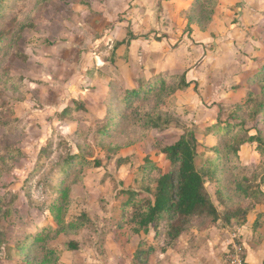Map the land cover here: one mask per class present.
I'll return each instance as SVG.
<instances>
[{
	"label": "rangeland",
	"instance_id": "374dc122",
	"mask_svg": "<svg viewBox=\"0 0 264 264\" xmlns=\"http://www.w3.org/2000/svg\"><path fill=\"white\" fill-rule=\"evenodd\" d=\"M133 2L136 0L3 3L9 8L0 14V35L5 39L0 48V264L53 263L43 252L33 251L36 244L25 252H20L18 245L55 224L51 202L61 193L51 188L67 175L51 174L52 166L61 154L77 155L80 150L93 166L81 169L69 178L68 184H62L71 204L62 225L66 231L54 243L62 253L59 263L129 264L132 260V264H150L161 253L175 249L178 241L169 246L164 237L166 230L161 233L160 227L136 232L130 220L136 206L126 210L125 204L132 193L150 196L143 188L154 189V180L160 175L156 170H170V162L160 154L159 147L175 144L186 131H194L202 144L199 167L211 172L217 169L215 178L210 171L206 174V188L221 215L214 226L210 220L192 219L181 237L192 241V232L207 233L216 228L235 234L233 239L241 243L237 228L245 226L255 214L257 223L249 226L247 241H264V204L253 205V210L249 204L255 202L254 198L236 195V189H231V182L237 180L249 193L262 192L264 158L250 146L240 152L239 162L213 152L219 140L214 126L217 122L237 121L234 113L247 90L254 86L244 77V68L250 64L242 58H219L216 42L211 46V57L193 58L188 70L183 71L188 82L191 80L188 90L170 98H155L149 105L154 108L160 104L157 112L163 128L146 132L124 120L102 143L95 140L96 130L111 111L105 103L111 90L120 92L128 86L124 80L130 83L134 75L146 80L177 72L169 67L161 70V43L168 44L165 49L172 52L186 43L194 27L206 29L199 23V11L190 23L188 13L174 15L185 7L180 3H166L161 11L156 9L154 14L140 19L145 16L142 11V16L129 12L147 9V4ZM137 18L134 28L132 22ZM130 33L149 41L141 40L138 63L134 65L129 63L130 45L116 47ZM148 45H152L154 58H158L153 62L149 61L153 53L145 50ZM113 82L118 87L112 88ZM67 107L73 111L63 116ZM109 113L120 115L122 110ZM10 150L18 154L13 156ZM214 160L215 165L209 164ZM96 162L100 165L96 166ZM150 165L157 169L148 173ZM47 182L52 186L46 187ZM235 206L250 210L244 220L237 210L232 220L228 218L226 208ZM68 240L78 248L68 250L63 246ZM139 252H145L141 263L137 260Z\"/></svg>",
	"mask_w": 264,
	"mask_h": 264
},
{
	"label": "trees",
	"instance_id": "16d2710c",
	"mask_svg": "<svg viewBox=\"0 0 264 264\" xmlns=\"http://www.w3.org/2000/svg\"><path fill=\"white\" fill-rule=\"evenodd\" d=\"M5 1L7 0H0L1 15H3L5 8H9V6L3 5ZM218 3L219 0H193L188 12L189 23L191 22V18L196 17L194 14H197L199 11L198 16L201 15L202 17L201 19L198 18L199 23L203 24V29L207 28L213 21L215 8ZM135 39L136 37L130 33L128 39L118 43L116 47L123 44L129 46ZM4 43L5 39L0 35V48ZM248 81L249 84L254 83V86L247 90L246 97L234 113L237 121L231 123L217 122L213 128L216 130L215 134L219 138L218 146L213 148V152L217 156H225L229 160L234 158L238 162L240 152L246 146L253 147L264 158V63H262V66ZM110 86L112 88L118 87L117 82H113ZM190 86L191 83L188 82L185 72H173L169 74H157L146 80L144 78H135L131 85L126 86L120 92L115 93L114 89L111 90V96H108L105 100L107 108L112 112L113 110L117 112L122 110V114H115L114 116L109 113L111 111H108L103 123L96 130L95 140L102 143L121 123L120 121L124 120L131 127L141 126L146 132L154 128H163V124L161 123L162 118L157 112L160 104H156L154 108H149V105L155 98L161 99L163 97L164 99L173 97L188 90ZM118 103L119 106L117 105ZM72 111V107H67L64 110L63 116H67ZM109 147L113 146L109 145ZM9 152L13 153V156H15V153L18 154L14 150H10ZM159 152L170 162V170L168 172L161 171L153 165H150L151 167L148 166V168L146 167V170L150 167L148 173L154 169L160 172L159 177H156L154 180V189L143 188L144 193L150 194L146 198H143L140 194L132 193L125 204V208L127 210L130 206H136V213L130 219L137 229L135 230L136 232H140L141 229L148 232L150 227H160L163 229L161 233H164L166 230L164 237L168 239L170 246L172 243L177 242L184 232L190 228V221L192 219L201 221L210 220L213 222L212 226H214L216 225L215 222L219 220L221 211L213 202L206 188V174H209L210 170L204 166L202 168L199 167L198 162L202 155V144H200L194 131H186L173 145L160 146ZM215 161L208 162L211 165H215L217 163ZM92 164L93 162L86 159L81 150L80 154L77 155L71 152L67 155L61 154L59 156V160L52 166L51 174H58V176L67 175L66 179L57 186H52L51 182L45 183L46 187L52 186L51 190L53 192L57 191L61 193V196L54 198L51 202L52 216L55 224L42 228L29 239L21 242L18 245L20 252H25L29 246L36 244L35 249H33L35 253L43 252L46 258H52V264H61L59 260L62 253L54 246V243L66 231L62 225L68 216V207L71 204V201H67V188L63 189L62 184H68V180L72 175H77L81 169L92 167ZM99 165L100 163L96 162V166ZM211 174L215 178L217 169L213 170ZM235 181L237 180L231 182V189L232 187L236 189V192H234L236 195L255 199V202L251 200L253 204H249L252 209L253 205L264 204L263 191L249 193L238 181ZM262 183H264V176ZM221 201L224 203V197L221 198ZM226 209L228 218L236 214L237 210L241 213L243 220L244 216L250 211L249 209H244L242 206L227 207ZM231 209H235V212H231ZM62 245L68 247V250H76L78 248L76 243L69 240ZM152 251L150 250V252ZM144 253H138L137 260L139 263L142 262Z\"/></svg>",
	"mask_w": 264,
	"mask_h": 264
},
{
	"label": "crops",
	"instance_id": "0c3cea01",
	"mask_svg": "<svg viewBox=\"0 0 264 264\" xmlns=\"http://www.w3.org/2000/svg\"><path fill=\"white\" fill-rule=\"evenodd\" d=\"M192 2L193 0H136L133 3L136 5L147 4V9L135 8L131 9L129 13L130 15L139 14L142 16V11L145 16L140 19H145L148 14H154L156 9L161 11L162 5L164 6L166 3L172 5L173 3H180L185 7L176 10L174 15L178 16L181 11L185 15L188 13ZM155 3L156 5H154ZM133 20L132 25L136 28L135 24L138 23V18ZM193 29L190 38H186V43H183L182 46L172 52L165 49V45L168 44L161 43L162 52L158 56L162 61L161 70L164 71L167 67L173 71L178 69L177 72L188 70L187 68L194 61L193 58L211 57V46L214 42L218 45L219 58H242L243 62L250 64V67L244 68V77H247V79L255 74L264 63V0H219L215 8L213 21L205 31H202L199 27ZM214 35L217 37L216 39H214ZM134 36L136 39L130 43V49L128 48L130 65L137 62L136 54L142 45L141 40L149 42L146 37L141 38L136 34ZM198 43H202V45L198 46ZM134 47L138 48L134 50ZM145 50L153 53L152 45L146 46ZM229 51H233L232 54ZM154 57L153 53V57L149 61L153 62V60L158 59ZM255 70L256 72H254ZM135 78L136 75L132 77L130 83L126 80L123 83L131 85ZM189 81L191 83V80ZM262 191L264 192V188ZM256 211L259 212V209ZM255 216L254 214L252 220L248 218L245 226L237 228L239 238L242 237L241 243H237L233 239L235 234L226 230L219 231L212 228L207 233L192 232V241L180 237L181 239L178 240L175 249H168L165 253H161L157 261L154 262L153 260L150 264H227L226 254L232 243H237L242 247L243 257L249 264H264V241L258 244H249L247 241L250 237L249 226L252 227ZM123 263L125 262L118 261L117 264ZM129 264H132V260Z\"/></svg>",
	"mask_w": 264,
	"mask_h": 264
},
{
	"label": "built area",
	"instance_id": "2783aa9c",
	"mask_svg": "<svg viewBox=\"0 0 264 264\" xmlns=\"http://www.w3.org/2000/svg\"><path fill=\"white\" fill-rule=\"evenodd\" d=\"M227 264H249L243 257V249L237 243H232L226 254Z\"/></svg>",
	"mask_w": 264,
	"mask_h": 264
}]
</instances>
